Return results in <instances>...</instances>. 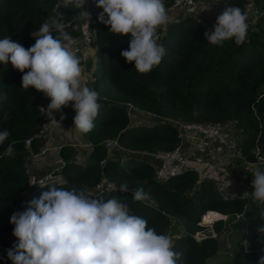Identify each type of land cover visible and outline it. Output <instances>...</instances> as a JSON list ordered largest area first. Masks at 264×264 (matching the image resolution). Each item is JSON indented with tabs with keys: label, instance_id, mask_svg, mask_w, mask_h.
<instances>
[{
	"label": "trees",
	"instance_id": "trees-1",
	"mask_svg": "<svg viewBox=\"0 0 264 264\" xmlns=\"http://www.w3.org/2000/svg\"><path fill=\"white\" fill-rule=\"evenodd\" d=\"M211 2L221 13L228 6L240 7L245 13L251 5L258 11L246 40L240 46L233 40L213 46L204 35L211 31L199 18L178 17L169 20L163 29L159 27V43L165 55L158 66L143 74L136 71L134 62L128 63L120 55L122 50L129 49L131 34L110 33L98 20L103 11L98 8L93 43L96 61L89 74L92 81L84 86L99 93L102 107L94 128L84 134L90 149L81 163L71 160V147L65 144L58 147V156L63 161L60 181L28 186L26 159L44 148L41 133L51 120L43 108L50 99L35 88L22 89L23 73L15 70L10 61L0 63V131L10 132L0 144V264H12L7 250L18 243L12 235L14 225L10 223L15 211H25L31 201L50 190L48 185L66 190L75 185L93 197L92 189L101 179L114 185L105 202L122 199L129 204L131 214L144 218L157 234L168 235L174 228L173 250L181 253L177 264H257L264 256V233L258 231L264 220L251 194L224 196L214 187L213 180L200 178L192 169L166 182H156L154 166L143 158L144 153L168 151L179 143L177 122H211L231 129L237 138L234 150L240 157L234 159L235 164L255 163L264 157V0ZM76 11L71 5L65 7L62 0H0V39L10 37L27 49L35 44L30 33L42 23L52 25L55 20H61L65 30L75 37ZM59 13H63L62 19ZM110 102L130 107L124 110L108 105ZM73 103L55 114L57 121L63 114L65 119L60 123L73 122L76 114ZM134 112L148 115L147 124L137 122V115H131ZM155 116L162 120L154 121ZM108 139H115L117 144L111 150L122 149L128 155L120 161L106 157L110 149H105L104 142ZM9 144L14 149L11 154L6 152ZM123 183L128 184L129 193L118 191ZM138 188L150 194L149 201L133 202L131 191ZM248 205L255 210V227L247 252L228 261L211 260L217 251L216 239L211 236L194 239L202 228L197 224L201 214L218 212L219 216H231ZM221 228V220L211 225L214 233Z\"/></svg>",
	"mask_w": 264,
	"mask_h": 264
},
{
	"label": "clouds",
	"instance_id": "clouds-1",
	"mask_svg": "<svg viewBox=\"0 0 264 264\" xmlns=\"http://www.w3.org/2000/svg\"><path fill=\"white\" fill-rule=\"evenodd\" d=\"M62 2L65 7L80 10V19H90V13L83 10L87 0ZM96 7L103 9L98 20L110 33L131 34L129 49L120 55L128 63L134 62L137 72L148 73L160 64L165 49L159 43L158 29L169 19L164 0H96ZM59 16L62 19L63 13ZM246 21L240 7H225L216 19L214 31L205 32L207 43L223 46L233 40L240 46L247 37ZM30 36L35 38V44L27 49L10 37L0 39V63L10 61L15 70L23 73L22 89L35 88L50 99L43 109L53 124L60 126L65 116L61 114L57 121L55 114L74 102L76 114L71 129L74 133H89L102 105L99 93L81 84V58L73 50L77 34L72 37L64 23L55 20L52 25L42 23ZM89 79L88 85L90 75ZM9 135L8 130L0 131V144ZM13 151L9 144L6 152ZM252 177V200L264 220V169L256 168ZM48 186L50 190L31 201L25 211H15L10 217L12 235L18 240L7 250L12 264H177L181 253L173 250L171 239L157 234L144 218L131 214L129 204L122 199L105 202L102 195L89 197L75 185L70 190ZM118 191L129 193L128 184H121ZM131 194L133 202L150 200L143 188ZM258 231L264 233V224ZM257 264H264V256Z\"/></svg>",
	"mask_w": 264,
	"mask_h": 264
},
{
	"label": "built area",
	"instance_id": "built-area-1",
	"mask_svg": "<svg viewBox=\"0 0 264 264\" xmlns=\"http://www.w3.org/2000/svg\"><path fill=\"white\" fill-rule=\"evenodd\" d=\"M164 4L168 14H174V12L178 11H195L198 8L195 0H169V2L164 0ZM83 10L90 13V19L87 22L78 17V12L80 10H77L73 17V19L76 20L75 27L77 31V36L74 38L75 43L73 45V50L81 58V65H83L84 62L89 58L87 56L89 51L92 50V44L94 43L97 34L96 0H87V3L85 4ZM257 12L258 11L252 7H248L245 11V13L252 17H254ZM218 13L221 14L219 10ZM82 80L84 82H87V76L84 75ZM175 125L177 135L180 139L179 143L171 150L149 153V156L155 162L153 170V180L162 183L166 182L170 178L180 174L185 170L193 169L197 171L196 168L198 164L203 168L207 167L208 171L212 172L213 170H217L218 174L227 177L226 173L224 172L225 167L221 164L219 159H216L213 155L210 156L209 160H202L200 157L194 155L193 157H190V152L182 147L183 139L185 138L186 140L188 138L189 141L196 140L200 151L204 150L205 146L208 145L209 149L216 147L219 149L220 153L226 151V154L229 153L232 156L239 157L237 153L233 152L232 146L228 142L225 133L222 131V127L211 122H177L175 123ZM25 144L28 145L29 141L25 140ZM114 146H117L115 139H108L104 142V147L107 150L111 149ZM208 146L206 148L207 150ZM46 151L47 149L43 148L37 154L43 155ZM144 155L148 154L144 153ZM102 162L103 161H101L100 163ZM52 163L53 164L50 169H48L41 175L36 176L29 174L27 179L28 186L60 181L62 179L61 167L63 165V161L59 156H55ZM244 163L249 164L246 162ZM242 184L243 183L238 182L237 186H240ZM246 189L248 190V194H251V192L253 191V188H250L248 186H246ZM111 190H114L113 183L105 179H101L92 189V196L94 197L96 194L102 191L109 192Z\"/></svg>",
	"mask_w": 264,
	"mask_h": 264
},
{
	"label": "rangeland",
	"instance_id": "rangeland-1",
	"mask_svg": "<svg viewBox=\"0 0 264 264\" xmlns=\"http://www.w3.org/2000/svg\"><path fill=\"white\" fill-rule=\"evenodd\" d=\"M196 3L198 5V8L195 11H193V10H191V11H178V12H174V14H170V13L168 14L167 13V15H168L169 19H176L178 17L181 18L182 16L185 17L187 15L194 16L195 18H199V21L202 22L208 30L214 31V25H215L216 19L220 15L218 13V9L213 7V3L211 2V0H199V1H196ZM247 3H249V1ZM248 7H251V5ZM244 14L247 16V21H246L247 25H248L247 30L252 29L253 22L256 21L257 18L252 17V16L248 15L247 13H244ZM259 14H261V12ZM160 29H163V28L160 27ZM87 57H89L88 61H89L90 67H89V70H87L85 66L81 65V69H82L81 84H82V86L87 84L86 82H84L82 80L83 76L84 75L87 76L88 77L87 81H89L90 80L89 74H90L92 68H94V66H95L96 59H95V54H94V47H92V50L89 51ZM131 115H137V117H136L137 122H140V123L142 122V120H140V118H141L140 114L134 113ZM130 122L133 123L134 120H130ZM70 123H73V122H69V124ZM64 124H66L64 126H68L67 125L68 123H64ZM222 131L225 133V136H226L228 142L232 146L233 152H235L234 147L237 143V138L235 137L233 131L231 129H229L228 127H222ZM183 141H185V138L183 139ZM66 146H67V144H66ZM207 146L208 145H206L205 149L201 151L202 156H199L196 154H195V156L200 157L202 160H204V159L209 160L211 155L207 152L209 150V146H208V150L206 149ZM74 149L76 151L75 154L79 152V149H77V148H74ZM197 149H199V148H197ZM121 152L122 151L114 149V150L108 151V155L112 157V155L114 156L117 154L115 161H120L124 157L123 155H120ZM190 157H191V155H190ZM263 158L264 157H261L262 160H264ZM234 159L239 160L240 158L237 156H231V160H230L231 166H229V165L225 166L224 172L226 173L228 178L226 176H223V175L221 176L220 174H218L217 170H213L211 172V171H208L207 167L203 168L199 164L197 165L196 169H197V172L199 171L202 174H203V172L210 174L212 177V178H210V180L214 181V187L222 195L226 196L227 192H228L229 195H231V197H233V196L234 197L244 196V195L248 194V192H247L248 190L246 189V186H248L250 188H253V187H252V184L241 182L242 179L239 176H242L241 175L243 172L242 165H249V164L251 165V163L245 164L244 162H240V163L235 164ZM221 164L224 166L223 162H221ZM218 175H220V177ZM198 176L200 177L199 174H198ZM200 178H202V177H200ZM230 179H232V180H230ZM238 182H241L243 184L240 186H237ZM230 193H232V194H230ZM220 215H221L220 220L222 221V228H221L220 232L214 233L212 231V229H211L212 221H203L200 218L199 222L197 224L200 225V227H202V228H201L200 232L194 234V238L199 239L203 236L214 237L216 239V242H217V251L214 254V256L211 258V260L228 261L234 255L243 254V253L247 252V246H248L250 238L254 232V227H255V210L253 208V205H248V206L244 207L240 213L232 214L231 216H227V215H223V214H220ZM208 216L210 218H214L215 214H208ZM220 217H217V218H220ZM173 232H175L174 228H171L168 231L167 236L170 239H171V235L173 234Z\"/></svg>",
	"mask_w": 264,
	"mask_h": 264
},
{
	"label": "crops",
	"instance_id": "crops-1",
	"mask_svg": "<svg viewBox=\"0 0 264 264\" xmlns=\"http://www.w3.org/2000/svg\"><path fill=\"white\" fill-rule=\"evenodd\" d=\"M169 21V20H168ZM165 25V24H164ZM164 25H161L160 27L163 28ZM213 27V26H212ZM212 32V30H209ZM133 113V112H132ZM136 113V112H134ZM147 118L148 115L142 114L140 120H142V124H147ZM66 124L60 123V126L53 124L52 122H48L42 130L41 137L44 138V148L47 149L45 154H35V155H29L26 159V169L29 174L31 175H41L42 173L46 172L50 167L52 166L53 158L55 156H58V147L62 144H67V146L71 147V160H73L76 163H81L83 161L84 157L86 156L87 151L90 149L89 143L85 140L84 134L82 133H74L71 129L73 127V123H68V126H64ZM65 144V145H66ZM182 147L190 152L191 156L193 155H199L202 156L201 151L198 148L196 140H190L187 138L185 141L182 142ZM79 149V152L75 154V149ZM111 150V149H110ZM119 151H122L120 155L126 156L128 153L126 151H123L122 149H117ZM211 156L213 155L216 159H219L220 162L224 163V167L230 165L231 160V154L224 151L223 153H220L218 148H211L207 151ZM207 154V153H206ZM75 155V156H74ZM117 155V154H116ZM116 155L109 156L108 152L106 154V157L110 159H116ZM143 158L147 159V163H150L152 166L155 165L154 160L148 155H143ZM243 172L241 177L242 181L248 184H251V181L253 179L252 173L256 170V168L264 169V160L258 159L257 162L252 163L251 165H242ZM200 177L205 179L212 178L210 174L203 172L200 173L197 172ZM220 177V175H218ZM222 176V175H221ZM227 181V180H226ZM214 182V181H213ZM224 182V181H223ZM222 182V183H223ZM232 194V193H230ZM227 195L229 193L227 192ZM231 196V195H229ZM234 197V196H233Z\"/></svg>",
	"mask_w": 264,
	"mask_h": 264
},
{
	"label": "water",
	"instance_id": "water-1",
	"mask_svg": "<svg viewBox=\"0 0 264 264\" xmlns=\"http://www.w3.org/2000/svg\"><path fill=\"white\" fill-rule=\"evenodd\" d=\"M108 105H110V106H115V107H118V108H122V109H124V110H127V109L129 108V106H128L127 104H122V103H113V102H110V103H108ZM153 120H154V121H161L162 119H161L160 117H158V116H155V117L153 118ZM164 121H165V120H164ZM108 194H109L108 191H102V192L96 194L93 198L102 195L103 199L105 200L106 197L108 196Z\"/></svg>",
	"mask_w": 264,
	"mask_h": 264
},
{
	"label": "bare ground",
	"instance_id": "bare-ground-1",
	"mask_svg": "<svg viewBox=\"0 0 264 264\" xmlns=\"http://www.w3.org/2000/svg\"><path fill=\"white\" fill-rule=\"evenodd\" d=\"M208 214H209V212L208 213H206V214H204L203 216H202V220L203 221H210V220H215V219H218L217 217H220L217 213H214L215 214V217L214 218H210L209 216H208ZM207 217V218H206Z\"/></svg>",
	"mask_w": 264,
	"mask_h": 264
}]
</instances>
